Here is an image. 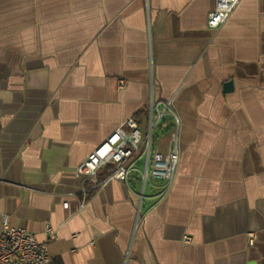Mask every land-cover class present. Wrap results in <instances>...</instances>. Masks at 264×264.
Masks as SVG:
<instances>
[{
  "label": "crops",
  "instance_id": "1",
  "mask_svg": "<svg viewBox=\"0 0 264 264\" xmlns=\"http://www.w3.org/2000/svg\"><path fill=\"white\" fill-rule=\"evenodd\" d=\"M213 6L0 0V225L43 240L49 224L51 264H264V0L209 29ZM166 100L179 123L169 188L134 171L77 210V165ZM172 127L167 115L152 151Z\"/></svg>",
  "mask_w": 264,
  "mask_h": 264
},
{
  "label": "built area",
  "instance_id": "2",
  "mask_svg": "<svg viewBox=\"0 0 264 264\" xmlns=\"http://www.w3.org/2000/svg\"><path fill=\"white\" fill-rule=\"evenodd\" d=\"M239 0H214V6L207 14V27L216 29L224 23ZM120 86L123 81H120ZM173 117L169 133V146L165 153L151 150L154 129L167 116ZM178 119L171 107V100L160 104L149 103L146 124L141 130L132 119H125L106 139L83 159L75 169L79 179L77 210L85 207L90 196L108 180L127 181L130 173L138 171L142 186L151 179L160 180L157 195H162L170 186L179 158ZM141 161L142 167L136 168ZM107 170L105 175L100 172ZM67 209V201L62 203ZM45 237L36 236L23 227L11 226L4 216L0 225V264H51L47 251L48 242L54 238L49 224L43 229ZM248 244H252L253 233H248Z\"/></svg>",
  "mask_w": 264,
  "mask_h": 264
},
{
  "label": "water",
  "instance_id": "3",
  "mask_svg": "<svg viewBox=\"0 0 264 264\" xmlns=\"http://www.w3.org/2000/svg\"><path fill=\"white\" fill-rule=\"evenodd\" d=\"M231 87H232V82L231 81H226L223 83V89L224 90H231Z\"/></svg>",
  "mask_w": 264,
  "mask_h": 264
}]
</instances>
